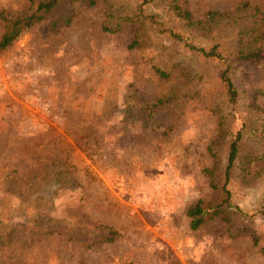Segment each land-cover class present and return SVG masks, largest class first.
<instances>
[{"label":"rangeland","instance_id":"1","mask_svg":"<svg viewBox=\"0 0 264 264\" xmlns=\"http://www.w3.org/2000/svg\"><path fill=\"white\" fill-rule=\"evenodd\" d=\"M168 2L154 0L144 13L197 46L220 44L229 63L200 58L149 26L104 31L134 13L136 0L93 7L63 0L0 51V264H264V62L227 56L241 43L264 46V0H180L195 19L223 16L198 30L175 20ZM241 2L263 18L235 12ZM33 8L0 0V11ZM68 16L69 24L53 26ZM226 68L235 104L220 83ZM238 130L227 189L246 215L224 209L193 231L188 207L223 200L228 144ZM56 219L105 225L119 236L84 246L53 234L48 220Z\"/></svg>","mask_w":264,"mask_h":264},{"label":"trees","instance_id":"2","mask_svg":"<svg viewBox=\"0 0 264 264\" xmlns=\"http://www.w3.org/2000/svg\"><path fill=\"white\" fill-rule=\"evenodd\" d=\"M31 5L34 6L30 13L25 15L13 14L10 11H0V23L3 27V33L0 36V51L7 49L13 42H15L19 36L29 28H31L35 23L44 20L47 15L53 11L63 0H28ZM105 0H84V2L90 6H96L98 3ZM112 1V0H111ZM139 4L135 8L134 13L126 12L123 16H119L116 20V25L113 27L104 26V31L115 32L119 29L122 23L124 24H137L138 26H149L154 29V31L169 39L173 42H180L186 49L203 58L205 60H213L216 62H222L223 64L229 63L228 58L224 54L220 44L215 43L208 47L197 46L192 41L182 35L177 33L173 28L169 27L164 22L160 21L154 15H147L144 13V6L150 4L154 0H136ZM180 0H169L168 9L170 15L180 23L184 25L187 29L198 30L204 29L208 22H213L216 19L222 18L218 13L208 12L205 15V20L201 21L194 18L192 12L184 8L180 3ZM114 7V4H111ZM242 11L250 12L255 18H263V14L256 7H252L247 2H241L235 7V12L239 13ZM71 21V17H65L56 20L53 26L59 24L67 25ZM140 36L137 35L129 44V47L137 48L140 45ZM231 56L234 62H252V63H262L264 62V46L251 47L249 45H244L241 43L238 49ZM156 73L161 77H168L169 74L166 70L155 67ZM220 83L225 93L226 100L229 104H235L238 99V91L234 85L232 79L229 76L227 68L223 70L220 74ZM259 94L264 95V91ZM162 100H159L154 105L150 104L146 107L147 111H153ZM242 140V131L238 130L231 135L228 144L226 165L223 171V182L221 185V191L223 193V200L217 205H207L202 200H198L196 203L188 207L186 211L187 218L189 219V228L193 231L200 229L208 219H213L215 217H220L224 213V209H233L235 212L246 215L240 208L234 206L231 202V193L227 189V185L230 181L231 174L234 168V164L239 156L240 142ZM254 158L248 160L250 164ZM205 174L210 178V185L212 188H216L214 181L212 179V170L206 169ZM50 224V229L53 234L62 235L66 234L69 238L76 239L82 243V245H87V242H91L90 245H96L100 243H112L118 238L119 233L112 227L105 225H91L90 223L78 222L71 223L67 220H48ZM255 245L258 244V239L256 235H251Z\"/></svg>","mask_w":264,"mask_h":264}]
</instances>
